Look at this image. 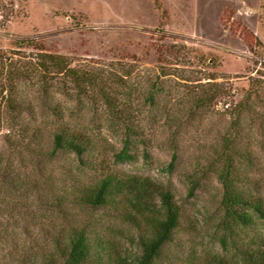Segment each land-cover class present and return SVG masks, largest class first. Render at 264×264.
<instances>
[{
	"label": "rangeland",
	"instance_id": "obj_1",
	"mask_svg": "<svg viewBox=\"0 0 264 264\" xmlns=\"http://www.w3.org/2000/svg\"><path fill=\"white\" fill-rule=\"evenodd\" d=\"M159 1L167 10L163 19L152 0H0V58L7 68L24 72L17 87L34 107L33 96L40 86L32 65L35 51L26 44L19 47L15 41L33 39L49 52L68 56L72 66L121 75L125 82L119 89L130 98L145 141L134 138L132 160L113 162L112 153L122 138L121 126L111 120L92 92L78 96L61 78L51 79L49 94L58 114L50 113L48 119L52 126H67L88 136L96 146L94 160L104 157L118 170L148 175L170 185L196 222L193 231L181 236V249L184 254L192 249L201 259L220 251L213 233L218 187L212 178L208 189L197 187L189 196L187 185L193 178L199 184L205 181L198 168H204L208 156L213 155L219 133L230 120V108L243 97L252 79L264 81V0ZM156 48L161 50L160 57ZM159 63L166 67L167 75L159 78L163 90L152 110L145 104L144 92L158 74ZM4 83L5 69L0 68V86ZM210 90L222 94L194 108L196 97ZM250 100L264 113V84ZM36 116L37 123L45 119L43 114ZM25 118L33 125L30 116ZM172 131L176 134L171 135ZM17 133L14 125L0 122V144L3 135ZM173 143L177 160L169 169ZM254 148L260 151L259 144ZM97 151L101 152L98 156ZM52 165L58 172L68 168L87 179L94 175L78 165L71 153L59 154ZM260 175L263 183L264 171ZM26 197L24 200L16 191L0 189V229H9L38 255L46 244L44 232L37 222L24 221L19 204L30 205L43 224L60 215L37 201L35 194ZM72 210L95 223L102 234L134 248L135 230L114 212ZM246 232L250 236L263 233L259 223Z\"/></svg>",
	"mask_w": 264,
	"mask_h": 264
},
{
	"label": "trees",
	"instance_id": "obj_2",
	"mask_svg": "<svg viewBox=\"0 0 264 264\" xmlns=\"http://www.w3.org/2000/svg\"><path fill=\"white\" fill-rule=\"evenodd\" d=\"M152 1L160 18H165V7L159 0ZM15 44L19 47L26 44L35 51L32 65L40 86L33 96L34 107L32 100L22 96L17 87V80L25 77L24 72L7 68L0 58V68L5 69V83L0 86V122L18 128L17 135L2 136L0 189L16 191L24 200L33 193L37 201L58 212L60 218L40 223L30 205L19 204L24 221L39 224L46 244L37 255L9 229L2 228L0 264H264V181L260 175L264 171V113L257 111L250 100L261 91L262 79H252L243 97L230 108V120L219 133L213 155L208 156L204 168H198L205 181L199 184L193 178L187 185L189 196L197 187L208 189L212 178L218 187L213 233L220 251L199 259L192 249L186 254L181 249L184 247L181 236L193 231L196 222L170 185L148 175L118 170L104 157L94 160L96 146L88 136L67 126H52L48 119L50 113L58 114L49 94L51 79L61 78L78 96L92 92L111 120L121 126L122 138L112 153L113 162L132 160L134 138L145 141L131 100L119 89V85H124L123 77L114 71L104 75L72 66L68 56L49 52L33 39H21ZM155 51L160 57L161 50ZM157 67L158 74L144 92L145 104L152 110L163 90L159 78L167 75L166 67L160 63ZM221 94L222 91L210 90L196 97L193 107H203ZM36 114H43L45 119L37 123ZM27 116L33 125L25 121ZM255 144H259L260 151L254 148ZM174 149L173 143L169 169L176 164ZM62 153L73 154L78 165L92 171L93 177L83 178L68 168L58 172L52 164ZM100 153L97 151L96 155ZM73 207L114 212L135 230L134 248L102 234L95 223L80 217ZM258 223L263 233L250 236L246 230Z\"/></svg>",
	"mask_w": 264,
	"mask_h": 264
},
{
	"label": "built area",
	"instance_id": "obj_3",
	"mask_svg": "<svg viewBox=\"0 0 264 264\" xmlns=\"http://www.w3.org/2000/svg\"><path fill=\"white\" fill-rule=\"evenodd\" d=\"M224 106H227V104H225Z\"/></svg>",
	"mask_w": 264,
	"mask_h": 264
}]
</instances>
